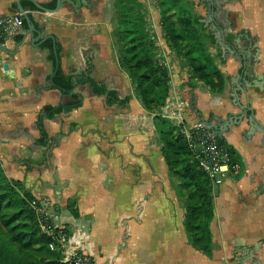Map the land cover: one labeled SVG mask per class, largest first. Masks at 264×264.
<instances>
[{"label": "crops", "instance_id": "crops-1", "mask_svg": "<svg viewBox=\"0 0 264 264\" xmlns=\"http://www.w3.org/2000/svg\"><path fill=\"white\" fill-rule=\"evenodd\" d=\"M17 1L0 0V15L19 14ZM53 1L23 0L37 32L31 36L27 27L0 43V161L7 178L45 203L70 241L85 239L100 263L111 257L114 264H264V133L249 134L252 113L264 127V0H188L214 37L209 51L225 80L220 94L183 67L164 39L154 0H140L171 74L161 115L178 125L173 117L180 113L185 125L205 126L240 158V173L213 187L211 257L189 243L157 112L134 97L120 68L112 0H85L79 12L69 4L54 13L30 7ZM48 39L54 54L60 47L58 67L75 82L70 94L54 89L57 59L54 67L42 48ZM89 77L119 101L108 104L107 94H95ZM73 96L81 107L45 110L66 106ZM71 200L78 218L68 210Z\"/></svg>", "mask_w": 264, "mask_h": 264}, {"label": "trees", "instance_id": "trees-1", "mask_svg": "<svg viewBox=\"0 0 264 264\" xmlns=\"http://www.w3.org/2000/svg\"><path fill=\"white\" fill-rule=\"evenodd\" d=\"M160 10L161 29L171 51L184 60L192 76L203 82L213 93H222L225 80L214 63L207 47L214 37L192 9L188 0H154ZM57 0L46 5L54 10ZM32 10L36 5L30 4ZM117 12L115 37L118 41L120 68L130 79L133 94L148 112L164 108L170 96V73L162 61L161 49L152 29L151 19L139 0H115ZM25 28L28 27L24 19ZM43 49L49 51V58L56 66L54 43L48 39ZM60 53V47L57 46ZM54 89L70 94L75 82L66 76L61 66L54 77ZM86 83L99 96L107 94L108 104L118 102L117 93L89 77ZM71 103L59 108L46 107L49 114H60L82 106V99L73 96ZM130 98L122 101L129 102ZM51 114V115H52ZM154 124L160 136L162 154L168 166L173 187L185 208L184 225L189 243L211 257V223L214 219L213 186L210 178L200 169L198 151L190 148L183 128L157 114ZM40 143L44 144L47 133L39 124ZM229 152L230 164L240 162L238 153L224 140L217 139ZM36 198L21 181L7 178L0 161V264H67L60 251L50 249L51 238L40 228L38 216L31 203ZM68 210L78 218L76 201H69Z\"/></svg>", "mask_w": 264, "mask_h": 264}, {"label": "built area", "instance_id": "built-area-1", "mask_svg": "<svg viewBox=\"0 0 264 264\" xmlns=\"http://www.w3.org/2000/svg\"><path fill=\"white\" fill-rule=\"evenodd\" d=\"M24 30V18L21 14L0 15V43L21 36ZM173 118L183 128L190 148L199 152V167L210 178L213 187L221 186L227 177L240 173L239 164H230L227 148L219 143L209 129L201 124L185 125L180 113ZM31 206L38 216L42 232L51 238L50 249L60 251L64 263L114 264L111 257L100 263L93 250L88 248L85 239L77 241L78 244L70 241L64 232L62 220L57 215H50L45 203L34 200Z\"/></svg>", "mask_w": 264, "mask_h": 264}, {"label": "water", "instance_id": "water-1", "mask_svg": "<svg viewBox=\"0 0 264 264\" xmlns=\"http://www.w3.org/2000/svg\"><path fill=\"white\" fill-rule=\"evenodd\" d=\"M22 1L23 0H18L17 1V11L26 20L27 25H28V32L31 34V36H34V34L37 32L36 28H35V24H34L32 18H31V16L29 15V13L21 5ZM66 4H69L71 7H73V9L75 11L79 12L80 9L82 8V5L85 4V0H57V6H56V8L54 10H49V9L43 7L40 4H36V7L40 11H45V12L48 11V12L54 13V12L59 11L61 8H64L66 6ZM203 22L207 23V21H203ZM217 36L219 37V33H217ZM33 39L35 40L36 38L33 37ZM55 54H56L57 67H58V65H59V56H58L57 50L55 51ZM4 68H5V70H9V66L8 65H5ZM241 89H242V87H241ZM72 93H74V91ZM242 110L244 111L246 109L242 107ZM234 121L235 120L233 119L232 122H234ZM230 123H231L230 121L228 123H226V125H227L226 127H228V125H230ZM250 126H251V129L249 131V134H253V133H256V132L264 133V127L260 123H258V121L255 119V115L253 113H252V116H251V119H250ZM198 150L200 151L201 148H198ZM253 252H254V250L249 249L248 250V256L246 258H249L251 256V254H253Z\"/></svg>", "mask_w": 264, "mask_h": 264}, {"label": "rangeland", "instance_id": "rangeland-1", "mask_svg": "<svg viewBox=\"0 0 264 264\" xmlns=\"http://www.w3.org/2000/svg\"><path fill=\"white\" fill-rule=\"evenodd\" d=\"M140 1V0H139ZM141 2V1H140ZM112 5H113V25H114V31H115V29H116V27H115V25H116V19H117V12H116V10H115V0H112ZM160 11V10H159ZM148 13V12H147ZM148 15H149V13H148ZM149 17H150V19H151V16L149 15ZM151 23H152V19H151ZM160 27H161V17H160ZM152 29H153V32H154V34H155V37H156V41H158L157 40V34L155 33V30H154V27H153V23H152ZM113 31V32H114ZM161 31H162V29H161ZM162 34H163V36H164V33H163V31H162ZM114 35H115V33H114ZM117 37V36H116ZM165 39V38H164ZM158 44V43H157ZM168 45V44H167ZM209 45H210V42L208 41V43H207V47H208V49H209ZM159 46V45H158ZM160 47V46H159ZM168 48L170 49V47L168 46ZM118 49V48H117ZM160 49H161V47H160ZM171 50V49H170ZM173 52V51H172ZM161 55H162V50H161ZM177 57V56H176ZM178 58V57H177ZM179 59V58H178ZM180 60V62H181V64L183 65V67H186V68H188L189 69V71H190V73H191V69H190V66L184 61V60H181V59H179ZM162 61H163V63L165 64V66L167 67V69H168V71H169V73H170V70H169V68H168V66H167V64H166V62H165V58L162 56ZM192 74V73H191ZM170 77H171V74H170ZM196 79V78H195ZM170 86H171V83H170ZM169 100V99H168ZM168 102V101H167ZM157 112V114H163V110L162 109H160V110H157L156 111Z\"/></svg>", "mask_w": 264, "mask_h": 264}]
</instances>
